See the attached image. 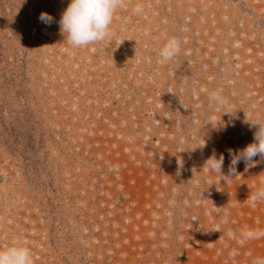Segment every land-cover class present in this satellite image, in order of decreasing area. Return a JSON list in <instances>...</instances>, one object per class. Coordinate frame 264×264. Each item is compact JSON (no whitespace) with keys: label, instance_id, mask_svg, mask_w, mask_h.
<instances>
[{"label":"rangeland","instance_id":"rangeland-1","mask_svg":"<svg viewBox=\"0 0 264 264\" xmlns=\"http://www.w3.org/2000/svg\"><path fill=\"white\" fill-rule=\"evenodd\" d=\"M69 3L0 0V249L27 246L34 264L264 260V160L231 172L229 155L264 125V0H124L81 48L60 31ZM171 37L181 52L161 63ZM213 155L222 173L203 168Z\"/></svg>","mask_w":264,"mask_h":264},{"label":"clouds","instance_id":"clouds-1","mask_svg":"<svg viewBox=\"0 0 264 264\" xmlns=\"http://www.w3.org/2000/svg\"><path fill=\"white\" fill-rule=\"evenodd\" d=\"M123 6L124 0H70L59 20L60 31L68 43L77 48L104 41L110 34L109 29L115 12ZM133 11L137 14L142 13V4L137 3ZM39 19L45 24H51L54 18L46 12H42ZM183 43L184 41L180 38H169L159 50V62L170 63L176 59L181 52ZM236 46H239L238 42ZM209 101L210 103L224 102L219 90L212 91L209 94ZM254 124L259 125L254 142L235 152L229 150L231 172L236 171V166L241 161L245 162L246 167H252L257 163L255 157L259 156L264 160V125L259 122H254ZM223 165L224 156L220 155L217 158L213 155L207 159L203 168L206 171L222 173ZM257 195L264 197V190L258 192ZM245 235L251 236L252 233L246 232ZM0 264H34V257L29 247L13 244L0 249ZM256 264H264V260L258 259Z\"/></svg>","mask_w":264,"mask_h":264}]
</instances>
